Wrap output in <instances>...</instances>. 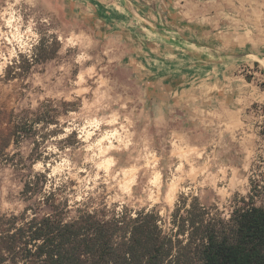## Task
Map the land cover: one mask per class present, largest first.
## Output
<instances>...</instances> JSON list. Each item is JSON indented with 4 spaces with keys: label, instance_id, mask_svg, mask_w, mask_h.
I'll return each instance as SVG.
<instances>
[{
    "label": "rangeland",
    "instance_id": "obj_1",
    "mask_svg": "<svg viewBox=\"0 0 264 264\" xmlns=\"http://www.w3.org/2000/svg\"><path fill=\"white\" fill-rule=\"evenodd\" d=\"M189 1L193 18L214 10ZM206 1L215 0H196ZM124 13L71 0H0V106L42 105L49 121L16 148L27 166L0 160V215L23 211L29 179L35 187L45 179L43 193L70 203L91 196L155 209L166 226L184 198L197 196L227 217L247 194L252 165H264V104L247 89L261 76L252 77L247 60L220 81L153 76L145 57L172 51L177 29L164 12L163 23L150 9ZM34 52L48 58L28 65ZM9 64L16 77L8 79Z\"/></svg>",
    "mask_w": 264,
    "mask_h": 264
},
{
    "label": "trees",
    "instance_id": "obj_2",
    "mask_svg": "<svg viewBox=\"0 0 264 264\" xmlns=\"http://www.w3.org/2000/svg\"><path fill=\"white\" fill-rule=\"evenodd\" d=\"M47 58L34 52L26 62ZM12 65L8 79L16 77ZM47 118L42 105L18 112L0 106V160L27 166L16 148ZM259 135L264 139V125ZM45 185V179L37 187L25 181L23 211L0 215V264H264V165H252L248 192L227 217L193 196L175 204L168 226L155 209L95 203L91 196L70 203L54 191L43 193Z\"/></svg>",
    "mask_w": 264,
    "mask_h": 264
},
{
    "label": "crops",
    "instance_id": "obj_3",
    "mask_svg": "<svg viewBox=\"0 0 264 264\" xmlns=\"http://www.w3.org/2000/svg\"><path fill=\"white\" fill-rule=\"evenodd\" d=\"M71 1L78 7L93 4L100 10L116 12L121 19L126 17V11L150 9L162 22L161 12H164L166 22L177 30L169 36L172 51L144 56L150 60L151 75L177 80L189 72L190 75H210L220 81L231 68L247 60L248 66L254 67L252 77L259 74L262 83L247 81L252 102L264 104V0H215L211 5L195 0V6H210L214 10L194 18L185 10L188 0H179V5L176 0Z\"/></svg>",
    "mask_w": 264,
    "mask_h": 264
}]
</instances>
